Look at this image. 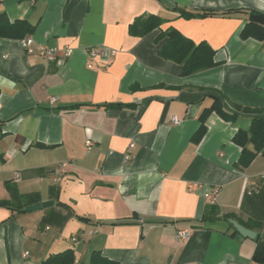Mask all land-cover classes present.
I'll return each instance as SVG.
<instances>
[{"label": "crops", "instance_id": "obj_1", "mask_svg": "<svg viewBox=\"0 0 264 264\" xmlns=\"http://www.w3.org/2000/svg\"><path fill=\"white\" fill-rule=\"evenodd\" d=\"M251 11L264 14V0H0L10 22L35 26L0 38V264H41L66 250L74 264L93 252L117 264H258L256 242L229 222L264 241V156L236 167L232 142L257 116L230 102L264 110V42L241 37ZM145 14L165 20L161 31L206 43L216 65L181 76L157 55L159 30L130 35ZM214 102L236 119L208 114L196 141ZM180 229L189 230L181 244Z\"/></svg>", "mask_w": 264, "mask_h": 264}, {"label": "trees", "instance_id": "obj_2", "mask_svg": "<svg viewBox=\"0 0 264 264\" xmlns=\"http://www.w3.org/2000/svg\"><path fill=\"white\" fill-rule=\"evenodd\" d=\"M177 9V8H176ZM180 11V17L190 18L193 15L183 9ZM215 15L211 12H204L202 16ZM224 15V14H220ZM251 19L241 32V37L256 38L264 42V26L255 23L254 19L264 20V14L251 11ZM254 18V19H253ZM165 20L157 15L145 14L141 15L133 21L129 26V33L134 37H144L148 33L159 30ZM35 26H32L25 20H16L10 22L4 13H0V38L20 40L26 36L33 34ZM154 43L157 48V55L167 61L176 63L182 67L181 76H189L199 72H205L213 68L214 51L206 44H194L191 40L184 37L174 28H168L165 31L159 30ZM136 86H130V91H136ZM235 111L243 114L254 115L251 119V124L247 130H239L232 138V142L240 148V155L236 163V167L246 168L254 161L257 156H264V119L260 115H264V110L257 108L243 107L230 102ZM78 107V106H74ZM105 109H117L123 107L122 104H109L102 106ZM215 112L221 119L225 121H233L236 115L226 112L220 102H214L209 108L202 111L199 121L200 127L194 136L195 140H200L205 133V120L208 114ZM225 219H228L225 216ZM203 220H207V211H204ZM261 225L259 224V227ZM235 232V231H234ZM254 241L256 248L253 255V260L258 264H264V241L256 235ZM75 257L72 250L49 256L41 264H74ZM89 264H117L114 261L104 258L99 252H93Z\"/></svg>", "mask_w": 264, "mask_h": 264}, {"label": "built area", "instance_id": "obj_3", "mask_svg": "<svg viewBox=\"0 0 264 264\" xmlns=\"http://www.w3.org/2000/svg\"><path fill=\"white\" fill-rule=\"evenodd\" d=\"M21 44L23 46V48L26 50V52H28L30 54L31 49H30V46L32 44V39L31 38H26L24 40L21 41ZM38 50H39V54L41 57H43L44 59L46 60H53L54 59V56H55V51L53 49H48V48H45L44 46H39L38 47ZM101 49H97V50H92L90 52V54L92 56H96V55H99L101 52ZM68 55H69V52H68ZM50 101L53 103L56 101L55 98H51ZM172 121V124L174 125H177L178 124V121L176 120L175 117H173L171 119ZM86 146L89 148L91 146V143L90 141H86ZM134 145L131 143L128 147V153L124 154V157H123V162H129L131 161L132 159V156L130 154V151L133 149ZM66 167V164H60L57 166V168L55 169L54 173L56 175V178L54 179L55 182L59 181L60 180V177H61V173L63 171V169ZM217 189L214 188L212 191H210V195L213 196V194H216L217 193ZM175 241L179 244L183 243L185 240L188 239L189 237V230L188 229H180L178 230L175 235L173 236ZM76 240V239H74ZM77 241V240H76Z\"/></svg>", "mask_w": 264, "mask_h": 264}, {"label": "water", "instance_id": "obj_4", "mask_svg": "<svg viewBox=\"0 0 264 264\" xmlns=\"http://www.w3.org/2000/svg\"><path fill=\"white\" fill-rule=\"evenodd\" d=\"M52 205V202H47V203H43V204H40V205H34V206H30L27 208V211H34V210H38L40 209L41 207H47V206H51ZM230 224L232 225V227L236 230V232L243 238H248V239H251V240H254L255 237H256V233L255 232H252L246 228H244L243 226L237 224L236 222L234 221H229Z\"/></svg>", "mask_w": 264, "mask_h": 264}]
</instances>
